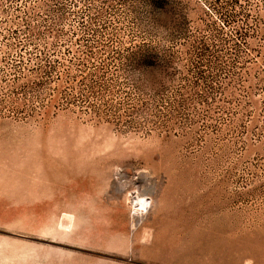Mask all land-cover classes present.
Masks as SVG:
<instances>
[{
	"label": "rangeland",
	"instance_id": "1",
	"mask_svg": "<svg viewBox=\"0 0 264 264\" xmlns=\"http://www.w3.org/2000/svg\"><path fill=\"white\" fill-rule=\"evenodd\" d=\"M0 264H264V0H0Z\"/></svg>",
	"mask_w": 264,
	"mask_h": 264
}]
</instances>
